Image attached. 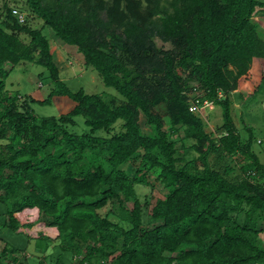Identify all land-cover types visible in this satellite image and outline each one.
<instances>
[{
	"label": "trees",
	"instance_id": "16d2710c",
	"mask_svg": "<svg viewBox=\"0 0 264 264\" xmlns=\"http://www.w3.org/2000/svg\"><path fill=\"white\" fill-rule=\"evenodd\" d=\"M25 4L42 28L18 10L20 21L7 3L0 19V201L10 203L4 227L20 231L16 212L36 207L38 221L56 228L55 238L33 237L41 241L30 251L34 264H264V163L253 150L252 127L243 141L230 111L233 90L252 98L264 86V72L252 69L264 62L253 20L264 0ZM46 26L77 47L120 102L69 88ZM21 61L46 69L52 87L42 100L3 90ZM57 95L75 105L59 115L35 113L32 103ZM195 99L221 107L217 136L189 109ZM140 115L150 130L141 128ZM79 117L86 128L76 132ZM117 121L122 129L113 131ZM178 129L182 157L171 138ZM237 154L244 162L232 175L227 160ZM130 161L138 163L133 175L123 168ZM149 174L166 191L147 211L135 184H151ZM0 240V264H23L19 253L28 251Z\"/></svg>",
	"mask_w": 264,
	"mask_h": 264
},
{
	"label": "rangeland",
	"instance_id": "374dc122",
	"mask_svg": "<svg viewBox=\"0 0 264 264\" xmlns=\"http://www.w3.org/2000/svg\"><path fill=\"white\" fill-rule=\"evenodd\" d=\"M7 3L11 8L21 10L25 13L29 24L32 27L42 28L41 19L34 16L25 4V0H0V19H2L1 14L3 4ZM253 20L258 23L259 31L264 38V8L258 9V11L253 15ZM43 32L47 34L50 42V50L53 53L54 61L56 62L60 77L66 82L72 91H76L79 88H83L86 93H100L104 94L105 99L109 100L114 97L120 102V96L117 94L116 90L111 87H107L101 77L98 75L96 70L91 66H87L84 63V58L81 52L78 51L77 47L74 45L66 44L61 41L57 36L53 35V30L46 26ZM23 38L28 41V37L23 35ZM157 43L161 44V41L157 39ZM168 46V44H166ZM253 71L260 76L264 72V62L259 61L253 66ZM44 70V71H43ZM46 69L42 66L36 65L33 62L21 61L14 69L9 73V75L4 80V89L7 90H19L23 95L29 100V96L37 100H42L47 95L48 91L52 87L50 81L45 77ZM40 72L43 74H40ZM261 72V73H260ZM245 93V92H244ZM231 96V116L236 126V129L240 133V137L245 141L248 137V128L252 127L253 131V150L258 154L260 160L264 163V86L256 96L252 98H243L238 91H232ZM35 113L39 115H59L60 113H65L69 111L75 102L68 96L57 95L53 98L51 103H32L31 104ZM202 106L194 109L193 112L197 114L204 122V130L209 132L212 136H217L221 132L219 128L222 123V112L219 105ZM141 128L144 131L150 130V127L146 123V118L140 115ZM86 128L83 119L77 118V123L71 126V129L76 132H81ZM122 129L120 126V121L114 124L113 131ZM165 129H170L169 125L165 126ZM172 131H170L171 133ZM102 134H105L102 132ZM184 136L181 130H173L171 138L177 140L178 150L175 156L182 157L185 152L180 148L179 140ZM5 143L4 139L0 140V144L3 146ZM188 156H196V152L191 150L187 153ZM211 161V156L209 157ZM230 166L233 168L232 175L240 173V167L243 164V160L240 154L229 157L227 160ZM138 163L130 161L123 166L128 174H134V170L138 167ZM151 184L137 183L135 184V193L138 199L142 202H147L146 210L150 208L151 204L154 203L157 197L164 194L166 189L163 184L155 179L153 175L148 176ZM132 199L126 201V206L132 207ZM10 208V203H4L0 201V237L3 240L9 242V244L18 247L19 249L27 250L28 252L22 254L20 259L23 264H34L35 259L31 257V250H34V245L38 248L41 247V241L37 238L38 234L45 233L52 238L57 235V230L55 227H48L43 225L38 219H26L22 226H20V231H14L3 226L4 219L6 217V212ZM107 208H103L101 212L106 211ZM23 220V217H21ZM25 224V225H24ZM151 224V223H150ZM32 236L28 237L27 234ZM264 234H260L262 238ZM36 242V243H35ZM43 242V241H42ZM3 246V242L0 240V248Z\"/></svg>",
	"mask_w": 264,
	"mask_h": 264
},
{
	"label": "built area",
	"instance_id": "2783aa9c",
	"mask_svg": "<svg viewBox=\"0 0 264 264\" xmlns=\"http://www.w3.org/2000/svg\"><path fill=\"white\" fill-rule=\"evenodd\" d=\"M13 12L16 13L20 19V21L23 20V15L21 13H19L16 9H13ZM222 94L219 93V96H221ZM190 106L189 109L193 112L194 109H197L199 106H211L209 104H213L212 100L209 99H205L203 100V102L199 101L198 99H195L194 103L192 101H190ZM16 216L19 219V221L21 222V224H23V222L26 219H36L38 218V209L37 208H30V209H25L22 210L20 212H16ZM21 217H23V220L21 219Z\"/></svg>",
	"mask_w": 264,
	"mask_h": 264
},
{
	"label": "clouds",
	"instance_id": "9594fccd",
	"mask_svg": "<svg viewBox=\"0 0 264 264\" xmlns=\"http://www.w3.org/2000/svg\"><path fill=\"white\" fill-rule=\"evenodd\" d=\"M214 106V105H213ZM33 208H36V207H33ZM30 209V208H29ZM38 209V208H37ZM38 216H39V211H38ZM36 219H38V218H36ZM22 225V224H21Z\"/></svg>",
	"mask_w": 264,
	"mask_h": 264
},
{
	"label": "crops",
	"instance_id": "0c3cea01",
	"mask_svg": "<svg viewBox=\"0 0 264 264\" xmlns=\"http://www.w3.org/2000/svg\"><path fill=\"white\" fill-rule=\"evenodd\" d=\"M19 230H21V229L19 228Z\"/></svg>",
	"mask_w": 264,
	"mask_h": 264
}]
</instances>
